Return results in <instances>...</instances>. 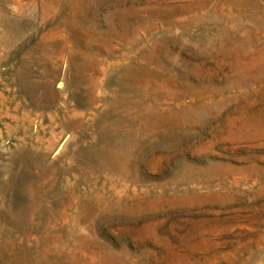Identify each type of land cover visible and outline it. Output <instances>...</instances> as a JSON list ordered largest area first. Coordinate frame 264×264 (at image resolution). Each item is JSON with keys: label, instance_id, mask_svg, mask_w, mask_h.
I'll list each match as a JSON object with an SVG mask.
<instances>
[{"label": "rangeland", "instance_id": "obj_1", "mask_svg": "<svg viewBox=\"0 0 264 264\" xmlns=\"http://www.w3.org/2000/svg\"><path fill=\"white\" fill-rule=\"evenodd\" d=\"M0 264H264V0H0Z\"/></svg>", "mask_w": 264, "mask_h": 264}, {"label": "bare ground", "instance_id": "obj_2", "mask_svg": "<svg viewBox=\"0 0 264 264\" xmlns=\"http://www.w3.org/2000/svg\"><path fill=\"white\" fill-rule=\"evenodd\" d=\"M3 14H5V13H3ZM2 16V15H1ZM5 16H7V15H5ZM16 16V15H15ZM25 17V16H24ZM44 26V25H43ZM32 33V32H31ZM7 35V34H6ZM6 43V42H5ZM111 100V99H110ZM108 132V131H107ZM98 155V154H97ZM104 155H105V153H104ZM108 156V155H107ZM54 223V222H53Z\"/></svg>", "mask_w": 264, "mask_h": 264}]
</instances>
